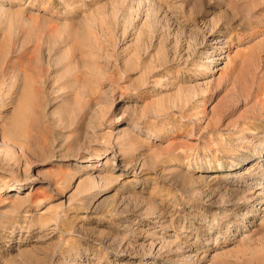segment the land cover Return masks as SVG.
Listing matches in <instances>:
<instances>
[{
  "label": "rangeland",
  "instance_id": "1",
  "mask_svg": "<svg viewBox=\"0 0 264 264\" xmlns=\"http://www.w3.org/2000/svg\"><path fill=\"white\" fill-rule=\"evenodd\" d=\"M0 264H264V0H0Z\"/></svg>",
  "mask_w": 264,
  "mask_h": 264
}]
</instances>
